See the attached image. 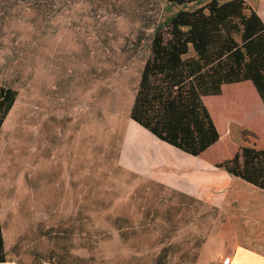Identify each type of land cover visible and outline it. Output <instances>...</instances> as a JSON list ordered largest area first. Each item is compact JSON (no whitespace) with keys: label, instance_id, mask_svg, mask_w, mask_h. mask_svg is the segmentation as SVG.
<instances>
[{"label":"rangeland","instance_id":"rangeland-1","mask_svg":"<svg viewBox=\"0 0 264 264\" xmlns=\"http://www.w3.org/2000/svg\"><path fill=\"white\" fill-rule=\"evenodd\" d=\"M210 1L0 0V86L18 92L0 130L9 258L187 264L208 235L222 237L226 203L216 208L121 159L153 34L180 9ZM245 130L230 123V139L248 145ZM230 186L229 198L264 210V190L241 178Z\"/></svg>","mask_w":264,"mask_h":264},{"label":"trees","instance_id":"trees-1","mask_svg":"<svg viewBox=\"0 0 264 264\" xmlns=\"http://www.w3.org/2000/svg\"><path fill=\"white\" fill-rule=\"evenodd\" d=\"M174 5L203 0H170ZM18 92L0 86V130ZM130 118L264 190V18L248 0L180 9L151 39ZM228 121L246 126L240 145ZM0 219V264L7 261ZM64 264V263H63Z\"/></svg>","mask_w":264,"mask_h":264},{"label":"crops","instance_id":"crops-1","mask_svg":"<svg viewBox=\"0 0 264 264\" xmlns=\"http://www.w3.org/2000/svg\"><path fill=\"white\" fill-rule=\"evenodd\" d=\"M254 8L264 18V0H258ZM230 123L247 128L242 123L228 121L226 135L229 138ZM121 159L132 172L205 200L216 208L221 209L226 203L227 215L222 237L211 238L208 235L196 262L187 264H264L263 206L261 202H251L245 197H228L230 183L237 177L215 167L212 162L165 143L133 119L128 121ZM0 219L7 254V261L2 264H26L9 258L1 211ZM208 254L211 255L210 262L206 261ZM226 257L230 258L228 262Z\"/></svg>","mask_w":264,"mask_h":264},{"label":"built area","instance_id":"built-area-1","mask_svg":"<svg viewBox=\"0 0 264 264\" xmlns=\"http://www.w3.org/2000/svg\"><path fill=\"white\" fill-rule=\"evenodd\" d=\"M226 260H227V262H228V261L230 260V258H227V257H226Z\"/></svg>","mask_w":264,"mask_h":264}]
</instances>
